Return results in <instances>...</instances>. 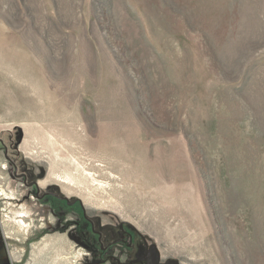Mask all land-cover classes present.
Wrapping results in <instances>:
<instances>
[{
  "label": "rangeland",
  "instance_id": "374dc122",
  "mask_svg": "<svg viewBox=\"0 0 264 264\" xmlns=\"http://www.w3.org/2000/svg\"><path fill=\"white\" fill-rule=\"evenodd\" d=\"M27 183L264 264V0H0V264H92Z\"/></svg>",
  "mask_w": 264,
  "mask_h": 264
},
{
  "label": "flooded vegetation",
  "instance_id": "af4514ba",
  "mask_svg": "<svg viewBox=\"0 0 264 264\" xmlns=\"http://www.w3.org/2000/svg\"><path fill=\"white\" fill-rule=\"evenodd\" d=\"M27 185L28 190L35 189L38 201L50 199L59 208H75L70 218L60 215V228L86 251L92 264H176L175 259L164 257L156 244L128 223L102 222L98 215L87 213L78 200H66L53 190L38 192L34 184Z\"/></svg>",
  "mask_w": 264,
  "mask_h": 264
},
{
  "label": "bare ground",
  "instance_id": "6f19581e",
  "mask_svg": "<svg viewBox=\"0 0 264 264\" xmlns=\"http://www.w3.org/2000/svg\"><path fill=\"white\" fill-rule=\"evenodd\" d=\"M51 190V189H50ZM72 208V207H71ZM19 211V210H18ZM14 215L17 214V211H13ZM13 221L16 223V227L21 228V229H26V225L25 223L21 220V219H15V217L13 218ZM56 255V254H55Z\"/></svg>",
  "mask_w": 264,
  "mask_h": 264
},
{
  "label": "water",
  "instance_id": "95a60500",
  "mask_svg": "<svg viewBox=\"0 0 264 264\" xmlns=\"http://www.w3.org/2000/svg\"><path fill=\"white\" fill-rule=\"evenodd\" d=\"M66 200H68V198H66V197H64ZM81 204H82V202L79 200V199H77ZM175 261V263L176 264H179V262L177 261V260H174Z\"/></svg>",
  "mask_w": 264,
  "mask_h": 264
}]
</instances>
